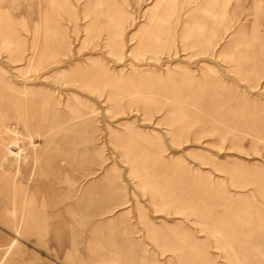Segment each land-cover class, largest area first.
<instances>
[{
  "label": "rangeland",
  "instance_id": "1",
  "mask_svg": "<svg viewBox=\"0 0 264 264\" xmlns=\"http://www.w3.org/2000/svg\"><path fill=\"white\" fill-rule=\"evenodd\" d=\"M0 264H264V0H0Z\"/></svg>",
  "mask_w": 264,
  "mask_h": 264
}]
</instances>
